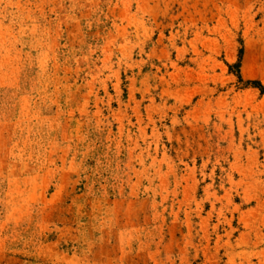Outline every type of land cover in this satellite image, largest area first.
Masks as SVG:
<instances>
[{"label": "rangeland", "instance_id": "obj_1", "mask_svg": "<svg viewBox=\"0 0 264 264\" xmlns=\"http://www.w3.org/2000/svg\"><path fill=\"white\" fill-rule=\"evenodd\" d=\"M0 264H264V0H0Z\"/></svg>", "mask_w": 264, "mask_h": 264}]
</instances>
